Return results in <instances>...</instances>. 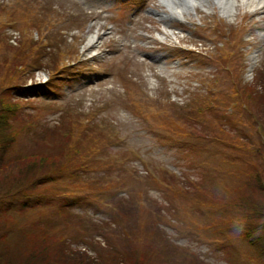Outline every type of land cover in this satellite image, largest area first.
Listing matches in <instances>:
<instances>
[{"label": "rangeland", "instance_id": "1", "mask_svg": "<svg viewBox=\"0 0 264 264\" xmlns=\"http://www.w3.org/2000/svg\"><path fill=\"white\" fill-rule=\"evenodd\" d=\"M238 8L0 0V79L16 71L25 87L0 89L26 122L0 136L9 241L45 225L43 243L109 264L150 245L179 264H264V6ZM68 155L67 169L87 166L80 183L53 175Z\"/></svg>", "mask_w": 264, "mask_h": 264}, {"label": "trees", "instance_id": "2", "mask_svg": "<svg viewBox=\"0 0 264 264\" xmlns=\"http://www.w3.org/2000/svg\"><path fill=\"white\" fill-rule=\"evenodd\" d=\"M17 74L16 71L12 73V75L2 74V78L0 79V89L1 95L2 90L5 93L6 87L4 85L8 84L11 85L14 81L13 75ZM0 95V136L5 142H10L13 135L11 134L12 127L14 126V122H18L17 119L19 117L13 116V118L8 119L10 115L17 114L19 111L20 105L16 103V100L13 98V94L4 95L1 97ZM261 96V94H260ZM15 97V96H14ZM253 98L256 100L258 99L257 96L253 95ZM256 104H258L256 102ZM13 122V123H12ZM24 122L21 118H19V128L18 132L22 133L26 127H24ZM28 126V125H27ZM29 127L33 128L31 125ZM34 136H43L41 134L43 131L39 129L32 130ZM13 140V139H12ZM6 147L11 146V144H7ZM73 149V146L71 147ZM72 154V153H71ZM73 155H76L74 152ZM65 156L64 162L60 164L58 167L59 169L54 172L56 174L61 172L62 170L66 169L68 165L72 164L71 157ZM34 156H30L27 159H33ZM63 167V168H61ZM61 170V171H60ZM260 177L258 175L256 179ZM82 178V174L80 175ZM36 180H43L44 183L47 182L46 177H41V179ZM258 182L255 184L254 188L258 189L259 194L261 195L262 199L258 201V203H253V211L257 208V205L261 204V209L264 212V189L258 188ZM25 188V187H23ZM19 192L17 194H22L20 199L24 201L25 198H28L27 191L23 189L17 190ZM12 194V189L7 191L6 193H0V264H74V263H82V264H109L105 263L107 260L102 259L101 254L98 250H95L93 246L92 248L96 251L97 255L93 256L92 254L88 253L87 250L82 249H69L64 242H62V246L60 242H49L43 243V239L49 240L50 238L46 235L48 234L46 231L48 230H34L30 235L24 236L19 240L16 241H9L7 238V234L4 230L3 225L9 224V216L10 210L12 208V204L16 202L17 195ZM24 207V206H23ZM28 208V207H27ZM25 209V207H24ZM62 213L67 214V212L61 210ZM109 242V240H107ZM101 244V242L99 243ZM151 248H147L146 252L139 256L138 252L132 250L131 255L128 253L124 254L126 260H122L117 264H179L176 261L171 260L167 253L163 250H155L156 247L150 245ZM100 248V247H99ZM150 250V251H149ZM118 253L115 252L114 256ZM78 255V257H75ZM80 259V262L78 261ZM109 260V259H108Z\"/></svg>", "mask_w": 264, "mask_h": 264}, {"label": "bare ground", "instance_id": "3", "mask_svg": "<svg viewBox=\"0 0 264 264\" xmlns=\"http://www.w3.org/2000/svg\"><path fill=\"white\" fill-rule=\"evenodd\" d=\"M163 6H167L168 11L165 12L168 16L184 18L186 12L190 9L195 10L199 5L205 8L212 9V6H216L224 17L228 19L234 18L238 12V4L244 9L252 12L264 6V0H159ZM186 11V12H185ZM188 12L187 14H189ZM97 35H89V42L96 41ZM256 58L252 57V64H254Z\"/></svg>", "mask_w": 264, "mask_h": 264}]
</instances>
